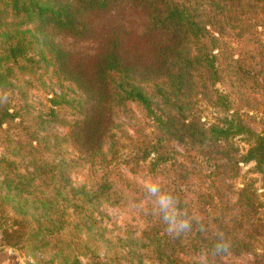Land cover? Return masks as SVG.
Segmentation results:
<instances>
[{"label":"rangeland","instance_id":"rangeland-1","mask_svg":"<svg viewBox=\"0 0 264 264\" xmlns=\"http://www.w3.org/2000/svg\"><path fill=\"white\" fill-rule=\"evenodd\" d=\"M7 1L0 0L3 60L9 46L6 31L33 25L27 26L23 18L13 15ZM195 1L211 9L205 16L214 23L209 28L218 33L223 30L224 35L215 47L216 78L203 73L195 77L197 84L191 95L194 106L189 118L195 116L211 123L224 117L223 109L211 100L218 90L228 96L231 113L237 112L254 130H264V0ZM123 12L126 13L111 10L90 15L85 37L63 38L71 54V67L64 68L65 72L85 70L92 75L96 60L113 39L124 42L132 55L150 53L154 40L145 18ZM40 49L31 53L32 60L16 63L5 59L0 67V114L6 108L19 109L20 113L15 121L0 115L4 121L0 122L3 249H8L19 264H167L165 252L170 253L172 247L180 259L194 264L200 256L187 246L196 224L187 234L170 236L153 204L145 199L143 185L149 179L161 180L163 188L177 196L183 211H194L197 192L204 183V161L195 149L174 140L175 155L181 161V165L176 164L178 172L168 167L158 176L145 170L135 174L122 165L124 153L134 148L127 141L111 154L105 167L91 164L88 149L76 143L72 134L79 112L73 106L80 101L82 92L73 79H66L53 56H42ZM51 106L58 108L56 120L50 114ZM141 116L135 104L119 107L111 119L112 133L123 136L129 131L132 135L135 118ZM234 143L241 152L249 147L242 137H236ZM108 147L109 140L105 139L106 151ZM253 165L241 164L237 182L240 186L246 177H258L259 192L264 198L262 174L250 171ZM228 196L234 203L236 194L229 191ZM193 211L192 215L198 213ZM4 229L15 231L12 245L6 244ZM159 248L163 249L161 258L153 253ZM253 259L243 254L215 260L213 264H252Z\"/></svg>","mask_w":264,"mask_h":264},{"label":"trees","instance_id":"trees-1","mask_svg":"<svg viewBox=\"0 0 264 264\" xmlns=\"http://www.w3.org/2000/svg\"><path fill=\"white\" fill-rule=\"evenodd\" d=\"M7 2L13 15L23 18L27 26L33 25L6 31L9 46L5 59L16 63L32 60L31 53L38 47L42 56L45 53L53 56L67 80L73 79L82 97L73 106L79 112L72 134L76 143L88 149L90 163L105 167L111 154H116L125 146L123 142L129 141L134 148L131 153H124L126 159L122 165L135 174L145 170L158 176L168 167L180 170L176 166L181 161L175 155L174 140L195 149L205 163L202 166L205 172L201 177L204 183L196 195V208L186 211L200 221L187 248L196 250L200 256L211 249L219 233H224L232 242V254L228 257L250 254L254 257L252 264H264V198L259 192L260 179L246 177L240 186L237 182L241 164L253 162L250 171L262 174L264 188V130H254L237 112L231 113L228 96L218 90L211 100L214 106L223 109L224 117L211 123L195 116L189 118L194 106L191 95L197 84L195 77H202L203 73L215 79L218 72L215 47L219 46L224 31L218 33L209 28L214 23L205 16L211 9L195 0ZM111 10L132 12L145 18L154 40L150 53L132 55L124 42L113 39L96 60L92 75L85 70L65 72L64 68L71 67V54L64 47L63 38L85 37L89 30L88 17ZM4 60L0 57V67ZM134 104L142 116L135 118L132 135L129 131L123 136L112 133L113 114L119 107ZM57 109V106L50 107L55 120ZM2 114L9 121L20 116L19 109L12 111L11 108L4 109ZM236 137L247 140L246 152L235 145ZM105 139L109 140L107 151ZM107 183L112 184V180ZM229 191L236 194L234 203L228 196ZM192 211L198 213L192 215ZM14 232L4 229L6 244L12 245ZM169 250L170 253L165 252L167 264L186 263L172 247ZM153 253L161 258L163 249H153Z\"/></svg>","mask_w":264,"mask_h":264},{"label":"clouds","instance_id":"clouds-1","mask_svg":"<svg viewBox=\"0 0 264 264\" xmlns=\"http://www.w3.org/2000/svg\"><path fill=\"white\" fill-rule=\"evenodd\" d=\"M145 199L154 206V212L159 216L161 222L166 226L170 236L180 237L193 229V224L200 221L183 211L179 206V200L171 191L163 188L159 179L146 180L143 185ZM201 230H203V226ZM232 254V242L224 233H219L211 249L203 252L198 258V264H212L217 258H225Z\"/></svg>","mask_w":264,"mask_h":264},{"label":"crops","instance_id":"crops-1","mask_svg":"<svg viewBox=\"0 0 264 264\" xmlns=\"http://www.w3.org/2000/svg\"><path fill=\"white\" fill-rule=\"evenodd\" d=\"M4 245L0 246V264H19L15 257L8 249H3Z\"/></svg>","mask_w":264,"mask_h":264},{"label":"water","instance_id":"water-1","mask_svg":"<svg viewBox=\"0 0 264 264\" xmlns=\"http://www.w3.org/2000/svg\"><path fill=\"white\" fill-rule=\"evenodd\" d=\"M1 241H2V238L0 237V246L2 245V242Z\"/></svg>","mask_w":264,"mask_h":264}]
</instances>
